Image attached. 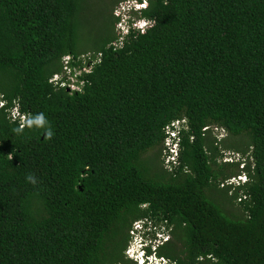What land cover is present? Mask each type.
<instances>
[{"label":"trees","instance_id":"1","mask_svg":"<svg viewBox=\"0 0 264 264\" xmlns=\"http://www.w3.org/2000/svg\"><path fill=\"white\" fill-rule=\"evenodd\" d=\"M148 2L152 27L115 46L112 17L83 63L90 0H0V264L144 263L138 236L157 264H264V0ZM215 126L251 164L218 162Z\"/></svg>","mask_w":264,"mask_h":264},{"label":"rangeland","instance_id":"2","mask_svg":"<svg viewBox=\"0 0 264 264\" xmlns=\"http://www.w3.org/2000/svg\"><path fill=\"white\" fill-rule=\"evenodd\" d=\"M112 1H114L115 3H112ZM125 1L127 0H90V3H92V5H90L89 10L86 13V17L88 21H87V25L85 29L83 28L82 30V33L84 34L81 36V40L83 39V37L87 35L89 38H84L82 40V46L80 47V50H79L81 52V55L79 56V58L80 60H82L83 63L87 62V60L95 54L94 49H92L93 47H90L91 45H93V41L90 42L92 40V37H90L89 30L90 29L93 30V33L95 34L94 38H98L102 35V33H104V30L106 29V25L110 28V32H111L112 30L111 19L113 17L114 9L119 3L125 2ZM110 13L112 14V16ZM114 34H115V31H114ZM116 34L118 35V32H116ZM119 41L120 39L118 37L113 40L114 43H117ZM74 89L75 87H71L70 85H68V90H74ZM211 138L215 141V144L216 143L218 144V147L220 149L219 150L220 156L218 157L219 163H223V162L230 163V160L232 159V160L237 161V163L239 164L238 165L239 168H241L243 165L241 163L242 161L245 164H249V163L251 164V159H250L251 157L249 155L250 150L247 147L248 138L246 136H239L238 138L230 137V135L227 132L215 126L212 129ZM158 152H159V148L156 147L154 150L148 151V156L151 157L155 155L156 157L153 159V161H157V158H158L160 162L164 164L163 165L164 167H168L167 165H165V162L163 163V161H161L162 157L161 155L158 154ZM245 181H247V178H246V175L243 173H241L240 176L237 175L235 177H232L231 175L224 182V186L228 184L229 185L232 184V186H238L239 184H243ZM217 201L220 203V206L223 209L232 211V212H237L236 204L238 200L237 202H234L235 206L233 207L225 206L223 201H220V200H217ZM164 241H167V240L160 238L156 242V246L164 244L163 243ZM125 264H134V263L130 261H126ZM160 264H169V263H163L162 261H160Z\"/></svg>","mask_w":264,"mask_h":264},{"label":"clouds","instance_id":"3","mask_svg":"<svg viewBox=\"0 0 264 264\" xmlns=\"http://www.w3.org/2000/svg\"><path fill=\"white\" fill-rule=\"evenodd\" d=\"M149 8V2L148 0H127L125 2L119 3L116 8L114 9L113 17L117 21V30L118 32V38L120 39L117 43H111L115 46H119L122 40L121 34H127L131 31H143L147 30L149 27H152L154 22H151L147 17L143 16V12L146 11ZM71 62V56L66 55L61 58L62 67H67L68 63ZM79 74V73H78ZM57 77V75H55ZM54 80V76L50 79ZM69 84V82H68ZM68 84H61V86H67ZM71 87H75L74 90H77L78 88L72 83L69 84ZM5 103L2 99H0V108L4 107ZM6 112L10 114V119L12 121H19L21 123L20 127H22L25 122L28 119V114L23 112L21 108L17 105V103L13 104L12 111L9 112L7 109ZM36 124L38 126L44 125L46 123L43 116H40L36 118L33 121H28V124ZM174 128L177 130H180L181 128H184L186 121L183 119L174 120ZM223 130V128H221ZM224 131V130H223ZM47 136L50 138L52 136L51 131L47 133ZM174 137V136H173ZM177 158V148L176 144L173 143L171 140L166 141V149L162 152V160H164L165 165L171 166V163L174 161L176 162ZM230 163H237L235 160H230ZM26 180L29 183L35 184L36 178L29 174L26 177ZM133 241L132 246H134L133 250L136 253H139L137 256H139L140 261L138 264H157V261L155 260L154 255L146 250V253L143 252L142 248H144L145 242L148 241V238L145 236H138L134 239H131ZM134 253V252H133ZM137 264V262L135 263Z\"/></svg>","mask_w":264,"mask_h":264}]
</instances>
